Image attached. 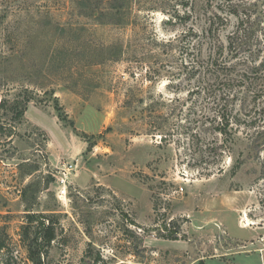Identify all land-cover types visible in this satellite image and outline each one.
<instances>
[{
	"label": "rangeland",
	"instance_id": "374dc122",
	"mask_svg": "<svg viewBox=\"0 0 264 264\" xmlns=\"http://www.w3.org/2000/svg\"><path fill=\"white\" fill-rule=\"evenodd\" d=\"M122 3L0 0V264H33L27 210L55 221L47 264H264L260 164L232 173L245 145L222 144L187 68L206 14L228 17L224 39L243 18L264 34V0Z\"/></svg>",
	"mask_w": 264,
	"mask_h": 264
},
{
	"label": "trees",
	"instance_id": "16d2710c",
	"mask_svg": "<svg viewBox=\"0 0 264 264\" xmlns=\"http://www.w3.org/2000/svg\"><path fill=\"white\" fill-rule=\"evenodd\" d=\"M108 4L107 11L112 15L124 7L122 0H108ZM205 22L198 42L199 51L195 50L197 46L192 48L189 45L194 58L187 64L188 73L191 78L199 77L205 97L215 104L211 109L215 118L212 128L222 136V144L231 148L241 142L245 145L246 153L236 158L232 173L236 174L247 160H254L260 164L257 182L264 183V160L261 158L264 155V34L259 33L263 21L258 19L249 23V19L243 18L240 26L228 31L225 39L220 33L226 29L228 17L213 12L206 14ZM246 24L248 26L244 27ZM32 99L27 96L21 109L13 107L15 119L21 121ZM3 106L5 101L0 102V109ZM56 108L60 110L59 106ZM261 194L264 204V187ZM27 211L21 239L27 247L28 258L33 264H47L41 255L44 259L48 257V248L56 236L55 221L50 214L38 216L31 210ZM168 237L177 239L173 235ZM140 241L143 244L142 238ZM5 250H9V243L3 235L0 237V252ZM92 253L91 248L88 255L92 257ZM95 259L100 264H113L102 258L101 253ZM13 262L11 257L4 260V264Z\"/></svg>",
	"mask_w": 264,
	"mask_h": 264
},
{
	"label": "built area",
	"instance_id": "2783aa9c",
	"mask_svg": "<svg viewBox=\"0 0 264 264\" xmlns=\"http://www.w3.org/2000/svg\"><path fill=\"white\" fill-rule=\"evenodd\" d=\"M77 165L75 163H68L63 166V168L60 169L59 172H61V177L59 178V196L60 197H67L68 192V184L70 181V175L76 170ZM184 187H180L177 192L183 193Z\"/></svg>",
	"mask_w": 264,
	"mask_h": 264
},
{
	"label": "crops",
	"instance_id": "0c3cea01",
	"mask_svg": "<svg viewBox=\"0 0 264 264\" xmlns=\"http://www.w3.org/2000/svg\"><path fill=\"white\" fill-rule=\"evenodd\" d=\"M44 121V120H43ZM36 123L40 124V126H42L43 128L45 127L44 123L42 124L41 122H39L38 120L35 121Z\"/></svg>",
	"mask_w": 264,
	"mask_h": 264
}]
</instances>
